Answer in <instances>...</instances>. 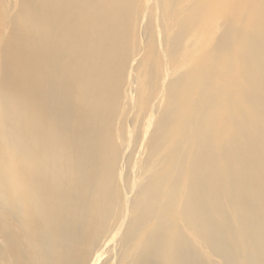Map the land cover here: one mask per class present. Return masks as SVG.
<instances>
[{
  "label": "bare ground",
  "instance_id": "obj_1",
  "mask_svg": "<svg viewBox=\"0 0 264 264\" xmlns=\"http://www.w3.org/2000/svg\"><path fill=\"white\" fill-rule=\"evenodd\" d=\"M0 264H264V0H0Z\"/></svg>",
  "mask_w": 264,
  "mask_h": 264
}]
</instances>
